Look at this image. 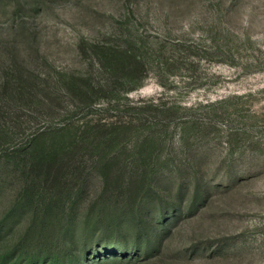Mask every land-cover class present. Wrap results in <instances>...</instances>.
Returning <instances> with one entry per match:
<instances>
[{"label":"rangeland","instance_id":"1","mask_svg":"<svg viewBox=\"0 0 264 264\" xmlns=\"http://www.w3.org/2000/svg\"><path fill=\"white\" fill-rule=\"evenodd\" d=\"M104 47L134 48L144 67L77 106L63 81L104 86ZM86 129L104 150L83 146L51 176L35 165L38 145ZM107 158L112 174L143 180L137 194L104 189ZM8 214L0 252L35 219L73 234L88 219L104 233L125 220L119 264H264V0H0V221Z\"/></svg>","mask_w":264,"mask_h":264},{"label":"trees","instance_id":"2","mask_svg":"<svg viewBox=\"0 0 264 264\" xmlns=\"http://www.w3.org/2000/svg\"><path fill=\"white\" fill-rule=\"evenodd\" d=\"M116 49V47H104L95 51V54L99 57L97 64L101 69L105 70V78L103 80L106 84L104 86L99 84L101 82L100 79L95 81L86 79L81 83L73 80L63 81L71 97L77 101V106L88 105L89 101L93 100L105 89L108 90L107 95H113L118 91L119 82L127 83L128 80H133L137 69L139 67L143 69L144 60L142 58L145 55L137 61V53L134 48L124 51ZM157 52L160 57L161 51ZM93 129L96 130L97 128ZM91 133L93 132L86 129L82 134L56 135L58 139L52 143L53 146L42 148V145H38L37 152H34L36 155L34 156L38 157L35 160V165L40 167L48 176H51L53 168L57 164L63 168L69 167L65 162V158L71 157L70 154L73 151L80 150L83 146L88 145L95 150H104L101 142L96 144V140H90ZM96 134L110 141L115 138V136L110 138V135L114 133L98 131ZM113 165V158L104 159L102 162L101 171L104 179V189L108 190L125 186L127 190L137 194L141 189L143 180L140 181V177L134 178V176L124 180L123 174L114 175L111 173ZM58 173L56 172L55 176H59ZM168 210L169 208L167 207L162 209L160 220L167 219ZM136 221L137 229L142 234L145 233L149 225L147 219L137 218ZM111 223L112 229L104 233L101 232L99 220L88 219L84 221L78 233L73 234L69 229H64L65 223L61 218L56 220L48 218L44 221L35 219L26 235L18 243L0 252V264H119L123 258L119 257L118 251L129 247L127 242L119 240V238L124 236L123 226L125 220ZM15 224L9 214L0 221V245L13 231ZM68 226L77 228L76 226L78 225L72 221ZM126 235L128 234L126 233ZM125 236L124 238H126Z\"/></svg>","mask_w":264,"mask_h":264}]
</instances>
